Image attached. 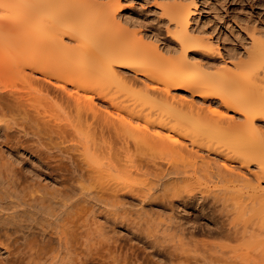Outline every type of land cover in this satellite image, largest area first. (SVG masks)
<instances>
[{
  "label": "bare ground",
  "instance_id": "bare-ground-1",
  "mask_svg": "<svg viewBox=\"0 0 264 264\" xmlns=\"http://www.w3.org/2000/svg\"><path fill=\"white\" fill-rule=\"evenodd\" d=\"M64 1L0 0V88H3L0 92L8 86L3 80L12 81V86H15L16 81L22 83L20 92L4 91L3 94L7 97H3L0 93V117H6L5 120L3 119L5 124L0 118L1 127L3 124L6 129L9 127V133L12 126L8 125L16 127L19 120L20 125H18L23 129L28 122L26 130L33 129V132H30V138H32L31 135L37 138L34 141H38L40 145L43 139L47 143L46 148L50 147L48 140L52 141V144L54 140H58L61 150L56 147L54 149L56 151L66 148V141H68L67 151L61 154L67 159L69 166L67 167L68 179L71 182L78 179L77 184H79V181L84 183L81 180L87 176L86 179L96 184L99 190L89 192L90 186L83 185L88 191L80 187L83 189L80 190L83 191L82 195L84 192L86 194L89 192V196L84 195L86 198L92 195L94 200L99 201L97 204L102 203L104 206H108L114 199L116 202L118 193L126 189L128 191L137 189L133 177L151 173L154 177L155 174L163 175L164 170L160 173L154 172V167L160 170L162 167L156 166L152 161L151 152L156 151L167 156H182L185 151L182 140L187 139L198 147L224 153L241 165L254 164L259 175L257 184H248L241 189H237L233 184L235 190L231 191L235 193V196L234 193L229 192L233 195V206H244L257 213H264V186L261 185L264 183V138L260 136V129L255 124L256 118L264 117V41L256 39L255 34L251 35L253 36L251 37L252 45L243 59L232 63L231 66H222L218 71L209 73L203 70L201 64L193 59L194 54L190 53L198 51L200 55L204 53L219 55L222 48L220 39L213 31L206 32L191 28V19L197 8L194 0L187 2L174 0L163 7V12L173 27L170 34L178 44V49L174 50L177 53L175 55H165L157 45L148 43L140 33L130 34L120 28L107 27L119 25L117 17L120 6L116 0L110 9L105 8L98 13L95 11L97 14L90 7L73 6L71 8L69 6L73 5V2ZM18 12L21 14L15 15ZM117 68L132 70L150 80L154 86L148 87L144 84L142 88L134 89L127 85L126 79L119 75ZM49 85L53 86L52 93L53 90H58L59 92L55 91V93L59 95L51 96ZM171 89L189 91L192 95L204 100L217 98L227 111L242 114L244 122L235 126H224L227 121L220 112L210 110L208 114L193 108V105L181 104L175 101V97L171 95ZM8 93H11V100L8 98ZM94 97L107 100L116 116L109 112L105 115L98 112L94 105ZM126 117L129 119L127 120ZM24 120L27 122L23 126ZM140 121L142 123H139ZM132 122H138V124L133 125ZM29 125H32L31 128H28ZM155 127L164 131V135H161ZM151 128L153 131H150ZM6 129L4 130L7 132L8 129ZM29 131L22 133L26 134ZM14 132L18 133L17 130ZM22 133H19L21 137ZM24 136L21 139H25ZM28 136L26 138H29ZM4 140L7 139L4 138ZM17 140L12 142L15 143ZM36 142L31 144L37 145ZM51 143L49 144L52 145ZM61 143L66 146L60 145ZM38 146H36L37 149ZM55 146L58 145L54 144ZM34 149H36L35 146L32 150ZM45 150L47 155L54 153L53 150ZM73 150L75 153L78 152L79 165L75 161L77 157L73 158L71 155ZM40 157L42 158V155ZM57 157L58 160L61 158ZM46 159L49 160V157ZM51 160L53 159L50 157ZM7 162L0 160V211H4L0 212L4 214L0 217H4V223L16 224V228L22 227L17 226L18 222L15 220L21 217L19 219L21 223L22 217L31 213L38 216H50L52 219H49V223L55 225L56 239L54 238V241L57 246L49 252L50 256L40 257L43 252L35 253V249V252L31 253L34 249L27 247L32 251L25 252V249L22 251L24 258L28 257L23 264H77L71 256L72 249H75L71 243L76 244L77 240L72 241L75 233L70 227H74L75 223L69 216L72 208L77 204V201H75L76 204L74 200L71 201V197L73 199V196H76L65 192L61 199L57 195L61 188L59 187L57 192L54 190L57 194L50 192V194L53 193L52 196H58V201L56 197L53 201L46 196L50 194H40L42 188L38 190L37 187L35 192V185L39 186L37 182L33 186L34 190L30 187L31 185L26 186L31 180L23 183L25 184L23 187L18 184L22 178L15 176L14 172V174L11 173L12 169L9 170L13 167L12 162L10 164L12 167H5L9 171L4 172V164L8 166L9 162ZM166 172L163 178L172 174L168 167ZM65 173L60 172L62 176ZM16 177L21 179L17 180ZM104 180L109 182L112 180V183L106 184ZM166 180L168 181L167 177ZM61 186L64 185L61 184ZM232 186L231 189H234ZM65 187L63 189L70 191ZM140 190L138 188V192ZM42 192L44 193V190ZM26 196L28 199L25 198ZM44 220L46 221V218ZM58 221L60 224L63 223L58 225L56 224ZM85 221H82L81 225L87 222ZM3 227L2 230H7V225ZM66 228H70V231ZM4 232H1L2 235L4 237L7 235L9 240L8 235L11 233L7 231L9 234L5 232V235ZM86 232L89 234L87 230ZM25 236L27 233L21 239H26ZM81 241L80 244L84 242ZM40 249L43 251L42 247ZM86 250L85 253L88 255V249L84 248L82 251ZM22 252L19 251V253ZM82 253L81 256L84 255ZM19 255L22 256V254ZM87 255L85 254L84 258L79 256L83 260L78 261L79 264L87 262Z\"/></svg>",
  "mask_w": 264,
  "mask_h": 264
},
{
  "label": "rangeland",
  "instance_id": "rangeland-1",
  "mask_svg": "<svg viewBox=\"0 0 264 264\" xmlns=\"http://www.w3.org/2000/svg\"><path fill=\"white\" fill-rule=\"evenodd\" d=\"M65 1L67 3V0ZM69 1H71V3L73 2V5L69 2L71 5L69 7L71 8H73V6L77 8L90 7L91 10L98 13V11L102 9H110L115 0ZM116 1L119 2L120 6L117 17L119 25H114V27L109 25L107 27L112 29L120 28L130 34L140 33L148 43L157 45L165 55L177 54L174 50L178 49V44L170 34L173 27L163 12V7L165 5L167 6L170 2L172 3L174 0ZM183 1L187 2L189 0ZM194 1L197 3V8L191 19V28L206 32L213 31V33H215L220 39L223 52L219 55H216V53H204L200 55L201 53L198 51L190 53L194 54L193 59L201 64L204 71L214 73L218 71L220 67L222 68V66H231L232 63H236L243 59L246 52L251 48L253 41V36L251 35L255 34L256 39L258 38L259 40L264 41V0ZM96 12L95 14H97ZM17 14L19 15L21 13L18 12L15 15ZM117 71L121 77L126 79L125 81L127 82V85L134 89L138 90V88H142L144 84L148 87L154 86V83L150 80H147L140 74H136L132 70L117 68ZM3 81L8 84V86L5 84L7 89L4 88V91L11 93L22 91V83L20 81H13L15 82V86L11 85L12 81ZM49 87V90L51 91H49L50 95H56L57 93H55V91L57 92L58 90H53L52 93L53 88L51 87L53 86L49 85ZM1 89L3 88H0V90ZM4 91L2 90L0 93L3 97H7V95L3 94ZM11 93H8V98L10 100ZM171 95L175 97V101L180 102L181 104L184 103V105L187 104L186 106L193 105V108H198L200 111L203 110L208 114H210V110L220 112L227 121L224 126H235L244 122L242 114L227 111L217 98L204 100L196 95H192L189 91L176 89H171ZM118 99L116 100L118 101ZM93 101L98 112L103 113L104 115L109 112L116 116L114 109L109 105L107 100L104 101L102 98L94 97ZM7 117L9 118V116ZM0 118L3 120L6 117ZM126 119L128 120L129 118L126 117ZM17 122L18 124L20 123L19 120ZM24 122L23 126L27 121L24 120ZM0 123V158H2L0 160H6L9 162H7L8 166L2 164L3 162L6 163L5 161H3L1 165H3L4 168L12 167L13 165L9 170L12 169L10 170L11 173L14 172L15 176H20L22 178L21 181H18L19 185L25 186L23 183H27L31 180V182L34 183H27L26 186L31 185L30 187L34 190L33 186L37 182L39 186H37V184L35 185V192H37V187L38 190L39 188L44 190V193L40 190V194H50L51 191L54 193V190L57 192L58 188L61 187L58 192L59 194L62 193L61 195L55 192L61 197V199L65 192H68L71 196H73V194L76 196H73V199L71 197V201L74 200L75 204V201H77L76 207H74V205V208H72L73 210L69 209V211L71 210V214H67L71 219L73 218V222L75 223H73L74 227H70L72 232L76 234V236L74 234L72 237V241L73 239V242H76L77 240L76 244L71 243L75 246V252L72 249L71 254L74 262L75 260L77 261L75 263L79 264L82 260L81 257L83 256L84 258V255H87V253H85L87 250L84 252L82 251L85 248L89 250L87 256L90 257L88 258L85 256L88 259L85 264H264V213H257L244 206H233L234 201L232 199L233 195L235 196V193L231 191L235 190L232 186L233 184L234 186L236 185L235 187L237 189H241L248 184H257V177L259 175L254 164L248 166L241 165L239 162L228 158L224 153L198 147L191 144L189 140L184 139L182 142L183 147L185 146V151L182 156H167L156 151L151 152L150 156L152 161L156 166L160 165V167H162L161 170L160 168L156 169V167H154L155 173H160L164 170V173L166 174L168 172H166L167 167L171 169L172 174L166 176L168 181L166 180V177L163 178V175H165L164 173H162L163 175H160L161 173L155 174V177L152 173V175L135 176L133 177V180H135L134 185L137 189L133 191H128L126 189L125 191L118 193V196H116L117 201L115 202L116 199H114V201L112 200L113 205L111 204L112 201H110L108 206H104L102 203L97 204L99 201L94 200L92 195L87 197L92 198L90 200L85 197L90 195H88L89 192L99 190L96 184L86 179L87 176L81 180L84 181V183L79 181V184H77L78 179L77 181L75 180V182H71L68 179L69 175L67 174V167L69 168V166L67 159L62 156V153L67 151V146L69 145L68 141H66L67 146L66 144L64 145V143L60 144L64 147L66 146V148L62 146L64 148L62 151H56L54 149L59 147L58 140H54L57 144L54 141L52 144V141L49 142L48 140V146L52 148H46L45 145L47 146V143L42 139L40 142H42L41 144H44L43 146L45 147L42 148L43 146L40 145L38 141H34L37 138H34L32 135V138H30L33 129L31 128L32 125H29L30 127L28 128H31V131L26 130L28 122L23 128L24 130L20 128V124L13 127V125H8L6 123L8 126H12L9 133V127L7 130L4 126L5 122L3 124L4 128L3 126L1 127L2 122ZM132 123L133 125L138 124V122ZM139 123L142 122L140 121ZM255 124L260 129V136L264 138V117L256 118ZM14 128L18 133L14 132L15 130H12ZM4 129H6L7 132ZM18 129H21L22 131ZM155 129H157L161 135H164V131L160 128L155 127ZM23 131L29 132H24L26 134H23ZM150 131H153L152 128ZM19 133L23 134L22 137L25 135V139H21L22 137ZM14 134H18L17 136L19 137L20 135V137L18 138ZM26 135L30 139L26 138ZM3 137L7 140H4ZM9 137L10 140H8ZM16 137L20 141H18ZM12 140H17V144H15L16 142H12ZM28 141L30 144H27L29 143ZM33 141L42 147L38 146V144H31L34 143ZM54 144L58 146L54 147ZM31 145H33L31 148L28 147ZM34 146L36 149V146H38L37 150L34 149L37 153L32 150ZM60 147L58 149H60ZM41 149L43 150L41 151ZM44 149L53 150L54 153L51 152L52 155H47L46 150L44 151ZM72 152L73 153L70 151L69 153H71L73 158L77 157L75 161L79 165L78 161H80V157H78V152L75 153L74 150ZM41 155L42 158L40 157ZM57 156H59V158L61 157L59 159L60 162ZM48 157L49 160L46 159ZM50 157L53 160L57 157V161L56 159L50 161ZM42 160L45 161L43 162ZM11 162L12 165H10ZM5 169L4 172L9 171ZM63 170L67 172L65 173ZM60 172L65 174L62 176ZM20 177L18 178L21 179ZM60 178L62 180H60ZM25 179L27 181H25ZM69 181L72 184H75L72 185ZM104 181L106 184L112 183V180L110 182L109 180ZM61 184L64 186H61ZM83 185L86 187L87 185L88 187L90 186L89 188L91 190L89 189L90 191L87 194L86 192L88 190H86ZM230 185L234 189H231ZM261 185L264 186V183H261ZM65 186L69 188L70 191L63 189ZM71 186L76 188L73 189ZM80 187H83V189L86 190L83 195V191H80L82 188L80 189ZM138 188L142 191L140 190L138 192ZM229 191L234 194L232 195ZM78 192L80 195H78ZM37 194H39V192ZM51 194L50 196H46L54 201L56 195L52 196ZM58 196L55 198L56 200ZM27 197L28 196L25 198ZM106 201L107 200H105V202ZM107 203L109 202L107 201ZM0 212L3 213L4 211ZM56 212H58V210H56ZM2 213H0V216L4 215H2ZM7 213H9V211ZM87 215H89L88 217L90 219ZM41 216L43 215L38 216L27 213L22 217V224L20 223L21 220H19L21 217H19L18 220H15V222L17 221L19 223H17V226H22L17 228L15 226L16 224L8 225L4 223V217H0V220H3L0 222V224H2L0 225V264H19L20 261H22L20 264H23L26 262L24 260L28 259V257L24 258L25 255L23 256L24 252L22 251L25 249L24 251L26 252L27 250H30V248L32 250L34 249L33 251H29H32L31 253L35 252V249V253L43 252L40 257L50 256L49 252H52L51 250L57 246L54 241L56 239V235H54L55 225L49 223V219H52L50 216H43L44 219L46 218V221ZM82 221H85L86 223L81 225V223H83ZM4 225H7V230H2ZM10 227L12 228L10 229ZM70 228H66V230L70 231ZM4 230L5 232L9 231L11 235L13 230L12 237L8 232L6 233L9 234V240L7 239ZM86 230L89 234H87ZM2 231L6 237L2 235ZM18 231L19 234H17ZM26 233L27 236L25 237L27 238L25 239L23 237L24 240H22V236L26 235ZM87 235L88 239H86ZM35 241L37 242L36 245ZM80 241L84 242L80 244ZM40 246L43 248V251L40 249ZM73 246L72 248H74ZM4 247H7L8 249H5ZM19 251L22 253H19ZM16 252H18V255L15 254ZM81 253L84 255L81 256ZM19 254H22V256ZM79 256L81 257L79 258ZM77 257L79 259H77ZM21 258H23V260H21Z\"/></svg>",
  "mask_w": 264,
  "mask_h": 264
}]
</instances>
